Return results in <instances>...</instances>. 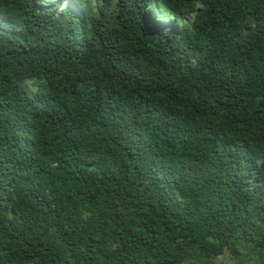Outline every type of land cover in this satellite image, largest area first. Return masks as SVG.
<instances>
[{
    "label": "trees",
    "instance_id": "obj_1",
    "mask_svg": "<svg viewBox=\"0 0 264 264\" xmlns=\"http://www.w3.org/2000/svg\"><path fill=\"white\" fill-rule=\"evenodd\" d=\"M63 1L0 0V264H264V0Z\"/></svg>",
    "mask_w": 264,
    "mask_h": 264
},
{
    "label": "rangeland",
    "instance_id": "obj_2",
    "mask_svg": "<svg viewBox=\"0 0 264 264\" xmlns=\"http://www.w3.org/2000/svg\"><path fill=\"white\" fill-rule=\"evenodd\" d=\"M191 17H187L186 21H190ZM164 22H168V19L163 20ZM227 264H254L253 261H246L244 260V258L242 259V256L240 258H231L229 259V261L227 262Z\"/></svg>",
    "mask_w": 264,
    "mask_h": 264
},
{
    "label": "clouds",
    "instance_id": "obj_3",
    "mask_svg": "<svg viewBox=\"0 0 264 264\" xmlns=\"http://www.w3.org/2000/svg\"><path fill=\"white\" fill-rule=\"evenodd\" d=\"M71 9V11H74V12H77L76 11V8L72 7L70 5V1L69 0H64L62 3H60L58 5V8L57 10L55 11L56 12V15H58V13L61 11V9ZM164 21H161L160 23H163ZM168 22H169V19H168Z\"/></svg>",
    "mask_w": 264,
    "mask_h": 264
}]
</instances>
